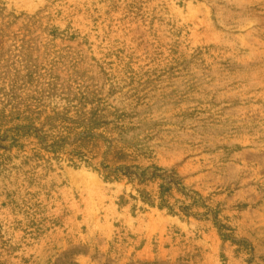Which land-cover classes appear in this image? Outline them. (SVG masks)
<instances>
[{
  "label": "rangeland",
  "instance_id": "1",
  "mask_svg": "<svg viewBox=\"0 0 264 264\" xmlns=\"http://www.w3.org/2000/svg\"><path fill=\"white\" fill-rule=\"evenodd\" d=\"M0 264H264V0H0Z\"/></svg>",
  "mask_w": 264,
  "mask_h": 264
}]
</instances>
